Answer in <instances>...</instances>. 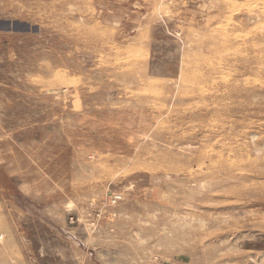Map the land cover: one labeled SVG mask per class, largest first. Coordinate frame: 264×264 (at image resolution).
Returning a JSON list of instances; mask_svg holds the SVG:
<instances>
[{
  "label": "rangeland",
  "instance_id": "rangeland-1",
  "mask_svg": "<svg viewBox=\"0 0 264 264\" xmlns=\"http://www.w3.org/2000/svg\"><path fill=\"white\" fill-rule=\"evenodd\" d=\"M0 264H264V0H0Z\"/></svg>",
  "mask_w": 264,
  "mask_h": 264
},
{
  "label": "built area",
  "instance_id": "built-area-1",
  "mask_svg": "<svg viewBox=\"0 0 264 264\" xmlns=\"http://www.w3.org/2000/svg\"><path fill=\"white\" fill-rule=\"evenodd\" d=\"M121 199V195H113L112 196V203H116Z\"/></svg>",
  "mask_w": 264,
  "mask_h": 264
}]
</instances>
